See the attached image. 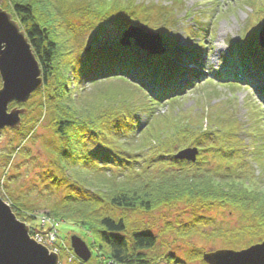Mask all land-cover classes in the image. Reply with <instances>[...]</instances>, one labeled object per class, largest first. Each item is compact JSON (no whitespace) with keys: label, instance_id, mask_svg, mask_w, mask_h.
I'll return each mask as SVG.
<instances>
[{"label":"rangeland","instance_id":"rangeland-1","mask_svg":"<svg viewBox=\"0 0 264 264\" xmlns=\"http://www.w3.org/2000/svg\"><path fill=\"white\" fill-rule=\"evenodd\" d=\"M132 1L134 6L145 4L148 8L152 7V10L149 13L132 10ZM132 1L93 0L92 2L90 0L91 6L86 11L84 9L81 12L67 13L65 23L71 27L72 31L68 29L75 34L80 48H89L88 52L91 53L92 50L104 46L114 54L122 48L120 42L126 40L125 31L141 28L142 23L151 20L154 28H148L147 24L145 26L158 37L146 34L145 37L154 43V47L159 43L162 47L164 44L162 40L167 36L177 42L178 50L168 42V38L166 44L169 48L163 55L171 58L170 66L176 62L171 70L172 78L176 77L178 69L180 71L178 74L184 76L183 79L174 82L178 85L177 89L181 87L179 90H186L190 87L191 74L197 75V80L202 76L201 81L196 82L182 100L160 101L152 106L135 90L127 86L123 87V84L118 82L115 83L116 89H120L121 94L130 99L128 101L133 111L130 112V116L136 128L143 127L152 113L153 132H158L161 136L150 145L143 144V140L149 138L148 135L139 139L137 149L129 153L131 156L137 155V158L132 157L133 166L153 176L189 169L225 176L226 170L240 169L250 176H260V179L264 180V105L259 103L252 87L247 90L245 89L247 85L221 86L214 78L222 68L228 44L239 40L243 34L246 35V28L250 24L258 34L264 20V5L260 3L255 10L246 0ZM128 2L130 8H127ZM5 5H10L7 0H3L2 8ZM136 13L139 14L138 18L135 17ZM192 28L196 33L193 37L189 34H192ZM162 34H166L165 38H162ZM256 36L255 33L252 34L251 39L254 38L250 39L252 44L256 43L253 41ZM128 43L129 46L123 49L135 54L136 58L144 63L146 55L142 48L135 45L132 38ZM201 46L205 48L204 54ZM248 50L252 53L257 49L253 47ZM160 62L163 63L162 60ZM128 70L130 77L125 75L131 82H136L132 80L139 72L136 69ZM120 72L127 73V70L122 68ZM163 72L165 73L164 70ZM144 79L142 78V81ZM171 79L168 80L169 83ZM89 83L84 85L83 94L97 95L114 84L107 81L100 87H93ZM171 84L174 89L175 85ZM40 90H43V86L25 103L27 110L21 117L20 129L6 128L0 132V197L9 205L20 222L26 224L28 228L33 226V236L35 227L39 226L44 215L60 224L58 226L60 238L54 248L38 242L51 253L60 255V264H113L103 253L96 250L85 229L50 215L53 207L63 202L71 192V186L70 183H60L63 176L54 164L52 151L56 148L61 149L64 145L52 127V115L46 110L44 115L42 111L45 92L42 93ZM79 93L81 91L77 92ZM116 103L112 105H117ZM15 104L10 105L9 113L14 108L22 109L14 106ZM123 104L124 101L121 99L118 105ZM125 104L128 105L127 101ZM202 137L210 139L201 142ZM194 149H197L195 162L189 164L188 160L178 162L174 159L180 152ZM231 149H239V151L230 157L227 153ZM108 167L113 168L112 163ZM15 203L18 204L16 208ZM108 215L127 218L129 234L142 232L153 235L157 245L149 255L162 258L157 264H167L163 260L166 255H171L184 264H207L202 258L203 254L222 250L241 251L261 241L250 237L244 239L239 237L240 239L236 241L215 235L218 231L222 233L238 231L246 223L242 211L228 207H200V205L178 203L149 214L109 209ZM27 217H32L35 221L25 223L23 219ZM192 223H198L199 232L181 238L178 231ZM32 232L29 229L31 237ZM72 236L81 238L92 250L90 262L82 263L74 256L70 245Z\"/></svg>","mask_w":264,"mask_h":264},{"label":"trees","instance_id":"trees-1","mask_svg":"<svg viewBox=\"0 0 264 264\" xmlns=\"http://www.w3.org/2000/svg\"><path fill=\"white\" fill-rule=\"evenodd\" d=\"M7 1L10 5H5L3 9L18 21L42 69L44 84L40 91L45 92L42 111L44 115L47 111L52 115V127L64 145L51 151L54 164L63 176L60 183H70L71 192L63 202L53 207L51 216L85 229L96 250L113 264H157L162 258L149 255L157 245L153 235L142 232L129 234L127 218L108 215L109 209L149 214L178 203L228 207L242 211L246 223L238 231H218L215 234L217 237L236 241L250 237L264 242V180L260 176H250L240 169L226 170L225 176L198 169L153 176L133 166L132 157L137 158V155L129 153L137 149L139 139L148 135L143 144L150 145L159 134L153 132L152 113L143 127L136 128L130 116L133 112L130 99L116 89L115 83L135 90L151 106L158 101L150 98L139 84L131 82L125 75L132 67L133 61L129 56L134 57L133 53L120 48L113 54L104 46L89 53V48L77 45L75 34L65 23V15L70 11H86L91 6L90 0ZM246 1L255 10L260 3L264 5V0ZM133 2L132 10L137 9L140 13L152 10L145 4L134 6ZM129 3L127 8H130ZM137 15L136 18L139 17ZM151 23V20L144 24L139 21L141 25L154 28ZM249 26L245 39L247 44L255 45L257 43L252 44L250 39L252 34L257 33ZM122 68L127 73L120 72ZM107 81L114 84L104 92L97 95L82 93L87 82L93 87H100ZM182 98L179 96L171 101ZM121 99L124 104L119 106ZM115 102L118 107L112 105ZM14 106L23 109L27 104ZM238 151L231 149L227 154L231 157ZM110 163L113 168L108 167ZM115 172L118 174L115 175ZM23 220L29 223L35 221L32 217ZM197 225L184 226L178 231L180 237L187 238L198 233ZM163 260L167 264H184L171 255H166Z\"/></svg>","mask_w":264,"mask_h":264},{"label":"water","instance_id":"water-1","mask_svg":"<svg viewBox=\"0 0 264 264\" xmlns=\"http://www.w3.org/2000/svg\"><path fill=\"white\" fill-rule=\"evenodd\" d=\"M2 3L3 0H0V32L5 37L3 44H0V132L6 128L20 129L21 117L27 109L14 108L9 113L10 105L27 103L32 94L44 84L41 66L28 38L13 16L2 8ZM141 28L128 31L125 34L126 40L121 42L122 45L128 46V40L132 38L146 51L152 54L160 53V43L154 47V43L145 37L147 35L157 38V34L146 27ZM261 46L264 47V29ZM196 156L197 150L194 149L180 153L177 158L195 162ZM70 245L74 255L82 263L91 260L92 252L81 238L72 236ZM237 258H242L246 264H264V242L241 251L222 250L203 255L207 264H240ZM0 264H60L58 254L51 253L32 239L28 226L17 219L1 197Z\"/></svg>","mask_w":264,"mask_h":264},{"label":"built area","instance_id":"built-area-1","mask_svg":"<svg viewBox=\"0 0 264 264\" xmlns=\"http://www.w3.org/2000/svg\"><path fill=\"white\" fill-rule=\"evenodd\" d=\"M58 226L59 223L57 221L44 215L40 220L39 227L34 231V236L32 233V237L36 242L54 248L59 239Z\"/></svg>","mask_w":264,"mask_h":264},{"label":"snow or ice","instance_id":"snow-or-ice-1","mask_svg":"<svg viewBox=\"0 0 264 264\" xmlns=\"http://www.w3.org/2000/svg\"><path fill=\"white\" fill-rule=\"evenodd\" d=\"M4 40H5V37L3 36L2 32H0V44H3ZM237 260L240 262V264H246V262L243 261L242 258H237Z\"/></svg>","mask_w":264,"mask_h":264}]
</instances>
